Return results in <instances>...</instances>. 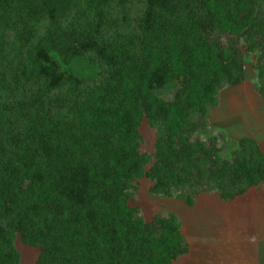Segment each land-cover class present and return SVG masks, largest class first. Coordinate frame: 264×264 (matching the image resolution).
<instances>
[{
  "label": "trees",
  "instance_id": "obj_1",
  "mask_svg": "<svg viewBox=\"0 0 264 264\" xmlns=\"http://www.w3.org/2000/svg\"><path fill=\"white\" fill-rule=\"evenodd\" d=\"M63 1L0 0V20L17 17L30 35ZM77 4L66 33L59 25L47 42L90 51L103 69L97 86L68 74L55 81L40 46L32 61H19L11 90L0 71V264H18L15 233L40 248L37 264H172L188 251L180 220L157 214L146 224L128 205L130 193L145 178L153 195L191 206L201 193L232 200L264 187L259 145L241 139L225 158V133L212 130L214 137L208 123L220 90L241 82L239 44L257 53L256 91L264 99V0ZM39 71L43 83L28 94L26 76ZM172 83V99L155 94ZM142 117L157 130L153 156L138 151Z\"/></svg>",
  "mask_w": 264,
  "mask_h": 264
},
{
  "label": "rangeland",
  "instance_id": "obj_2",
  "mask_svg": "<svg viewBox=\"0 0 264 264\" xmlns=\"http://www.w3.org/2000/svg\"><path fill=\"white\" fill-rule=\"evenodd\" d=\"M77 3L78 0H65L56 3L51 17L43 18L39 20L34 28H29L30 35L24 33L22 26H16L17 17L5 21L0 20V68L5 67L4 69H7L8 66H5V63L9 65L11 59H14L9 70H0L5 73L6 81L10 82L8 85L9 90L12 89L14 83L11 81L13 80V73L15 74L21 68L19 61H32L37 46L42 48L45 60L48 63L52 62L51 65L56 68L55 73L50 71V76L55 81L63 79L68 74L82 81L85 85L97 86L101 82L104 77L103 69L95 61L90 51L79 55L69 52L66 46L68 42L65 44L62 39L59 42L61 47L59 49H52L47 42L48 35L56 28L58 29L59 25H64V28L59 29V33L61 35L63 32L66 33L68 20L65 18L68 12L77 9L74 13L80 14L81 9L77 6ZM27 39H31L29 43L33 44V47L28 46ZM236 52L238 61L242 65V71L236 74L235 77L240 78L241 82L236 86L228 85L220 90L218 95L219 105L211 109L208 117V123L211 127L209 131L214 134V137L217 136L215 135L217 133L212 130L217 131L219 129L225 133L226 140H219L225 158H228L241 139L254 140L260 145L264 154V99L256 91L258 79L255 64L258 56L257 53L246 52L244 44H239ZM9 71L12 75H6ZM21 72L17 73L20 74ZM42 75V72L39 71L33 78L30 75H28L29 77L26 76L29 79L27 81L29 83L27 87L28 94H32L40 87V83H43ZM1 83L0 87L2 86ZM177 88L178 86L172 83L157 89L155 94L165 100H170ZM5 96L9 98L7 101H11V95ZM207 132H204L206 135L201 134L203 138L207 136ZM137 133L140 137L138 151L153 156L157 130L150 125L146 117L141 118ZM152 163L153 161L145 166V171L151 167ZM152 185L153 182L148 179L138 180L137 190L130 193L131 198L128 200V205L139 210V214L146 224H149L157 214L170 213L169 205H166L169 203L167 202L168 197L153 195L150 192ZM182 193L186 194L184 191ZM12 244L18 253V264H37L41 253L39 247L25 244L18 233H15Z\"/></svg>",
  "mask_w": 264,
  "mask_h": 264
},
{
  "label": "crops",
  "instance_id": "obj_3",
  "mask_svg": "<svg viewBox=\"0 0 264 264\" xmlns=\"http://www.w3.org/2000/svg\"><path fill=\"white\" fill-rule=\"evenodd\" d=\"M167 202L188 245L187 253L172 264H264L262 185L232 200L210 192L199 194L191 206L180 196Z\"/></svg>",
  "mask_w": 264,
  "mask_h": 264
}]
</instances>
